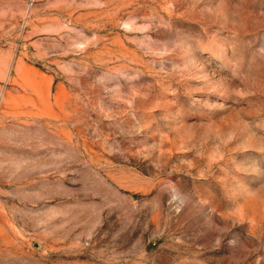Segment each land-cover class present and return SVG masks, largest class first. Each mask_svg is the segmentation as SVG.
<instances>
[{
  "label": "rangeland",
  "instance_id": "374dc122",
  "mask_svg": "<svg viewBox=\"0 0 264 264\" xmlns=\"http://www.w3.org/2000/svg\"><path fill=\"white\" fill-rule=\"evenodd\" d=\"M0 264H264V0H0Z\"/></svg>",
  "mask_w": 264,
  "mask_h": 264
}]
</instances>
